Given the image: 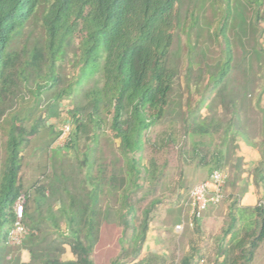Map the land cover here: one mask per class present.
I'll return each mask as SVG.
<instances>
[{
	"label": "trees",
	"instance_id": "trees-1",
	"mask_svg": "<svg viewBox=\"0 0 264 264\" xmlns=\"http://www.w3.org/2000/svg\"><path fill=\"white\" fill-rule=\"evenodd\" d=\"M212 2L218 12L213 36L221 39L223 46L221 59L206 69L208 80L196 106L198 113L208 107L210 117L197 114L183 131L184 138L192 139L189 159H198L210 177L214 171H225L228 141L239 139L260 157L250 181L263 197L253 207H242L240 200L246 190L236 198L230 196L228 222L216 240L212 257L202 253L200 219L194 220L193 227L188 228L197 239L172 264H251L264 242V0ZM180 3L0 0V122L11 109L0 178V264L4 247L27 251L29 261L22 264H95V252L103 249L106 240L109 244L114 240L126 242L123 262L135 263L147 239L150 214L162 199L154 187L163 184L166 188V166L157 162L163 149L173 148V163L178 168V177L173 180V222L178 225L184 220L186 200L180 194L182 164L187 159L184 140L178 143L174 134L160 142H151L148 137L169 106L175 77L169 58ZM187 62L189 67V59ZM65 65L76 72L71 80L64 74ZM89 82L91 85L81 94L82 101L73 105L74 132L71 129L65 142V149L75 151L83 192L74 194L66 188L67 178L57 169L61 165L56 161L59 152L49 149L60 132L47 127L49 139L44 147L54 158L48 157L43 164L41 178L45 181L35 182L33 190L36 200L53 198L58 207L54 212L49 204L36 203L40 217L35 220L19 176L22 152L36 128L27 129L29 116L14 111L25 101L37 105L46 99L54 106L67 98L77 101L79 88ZM218 134L220 144L204 146V137ZM243 163L241 157L236 159L232 173L237 182L242 181ZM149 195L151 199L143 207ZM21 196L25 198L23 220L27 219L32 228L23 221L28 234L21 245L9 246L6 239L15 221L14 206ZM111 213L116 222H108ZM45 223L62 240H48L40 228ZM65 245L70 257L63 259ZM145 263L140 260L136 264Z\"/></svg>",
	"mask_w": 264,
	"mask_h": 264
},
{
	"label": "rangeland",
	"instance_id": "rangeland-1",
	"mask_svg": "<svg viewBox=\"0 0 264 264\" xmlns=\"http://www.w3.org/2000/svg\"><path fill=\"white\" fill-rule=\"evenodd\" d=\"M179 10L180 14L173 33V46L169 58V67L175 72L169 106L164 119L151 129L148 137L151 142H160L168 134H174L178 143L184 140L182 146L187 152V159L182 164L183 180L181 185L183 189L180 190V194H182L186 203L191 189L196 184L206 181L209 173L207 168L199 165L198 159H189L191 156L190 151L193 148L192 139L190 137L184 138L183 131L187 125L197 118V114L201 118L210 117L211 111L208 107H202L198 113L196 106H198L203 95L202 88L208 80L207 75H205L206 69L212 68L221 59L220 49L223 45L221 39H214L213 36L218 12L214 10L212 0H181ZM188 59L189 67L187 66ZM64 74L71 80L75 77L76 72L65 65ZM90 85L91 82H89V85L86 84L79 88L77 101L74 98H67L58 106H54L53 103L48 102L46 99H43L37 105L30 103L31 101H25L14 111L17 115L29 116L25 122L27 129L36 128L35 135L29 138V142L22 152L19 176L23 194H29L28 204L32 208L30 213L35 220L40 217L39 212L35 211L36 203L49 204L54 212H56L58 207V203L53 198L36 200L33 190L35 182L38 181L43 184L45 181V179L41 178L43 174L42 166L48 157L52 156L54 158L51 151L59 152V155L56 156V161L61 162V165L57 169L59 170L60 168V171L67 178L66 188L74 194L83 192V175L76 162L75 151L73 149H65L66 144L57 140L51 144L49 148L51 151H46L44 144L49 139L47 127H52L55 132H60L64 125H69L72 133L74 132V122L71 115L73 105L78 101H82L81 94ZM204 102L205 104L209 102L207 94L204 95ZM216 112L221 116L220 109H217ZM10 124L11 109L7 111L4 119L0 122V178L6 160V140ZM106 133L110 135L108 131ZM219 136L218 134L213 138L204 137L202 142L204 146H210V144L218 145L221 141ZM228 149L229 162L224 170L228 174L229 182L222 190L223 198L216 205H211L202 214L199 222L201 228L200 247L207 258L213 256L216 240L221 235L224 225L228 222L227 206L230 202V196L236 198L243 190H246V192L252 190L256 194L257 202L263 197L260 195L261 191L252 186L250 181L252 167H247V164L243 163L240 171L242 181L240 182H237L236 175L234 176L232 173L234 172L236 159L241 157L243 160L252 150L239 139L232 140V138L228 141ZM201 150L205 151L206 149L201 148ZM149 151L146 153L147 157L151 156ZM175 158L176 154L173 152V148H169V150L163 149L157 157L158 164L161 167L166 166V188L163 189V184L160 186L158 184L154 187L156 195L161 196L162 199L160 203L156 204L150 214L147 239L143 251L135 263L123 262L122 248H128L126 242L121 243L118 240H114L113 244H109L106 240L103 249L95 252V264H111L114 260L117 261L116 264H136L140 260H145V264H172L173 259L174 262H178L187 252L190 242L197 239L193 230L188 227H185L180 232L175 231L177 225L173 222V180L178 177V168L173 163L174 161L176 162ZM150 199L151 195L146 197L142 202V206H147ZM257 202L253 205H257ZM42 213L45 214L44 207ZM185 215L186 212L184 217ZM23 221L27 227L32 228L27 219ZM108 222H116L114 213L109 215ZM40 228L44 231L48 240H62L60 234L55 232L48 223L43 224ZM62 248L64 252L62 258L70 257L69 247L65 245ZM2 256V264H15L16 262L22 264L29 261L28 252L20 248L4 247ZM251 264H264V242L256 251Z\"/></svg>",
	"mask_w": 264,
	"mask_h": 264
},
{
	"label": "built area",
	"instance_id": "built-area-1",
	"mask_svg": "<svg viewBox=\"0 0 264 264\" xmlns=\"http://www.w3.org/2000/svg\"><path fill=\"white\" fill-rule=\"evenodd\" d=\"M71 127L64 125L60 129V135L57 139L60 143L68 140ZM227 181V173L225 171H214L210 177L201 183L196 184L189 192L186 202V216L180 224L175 227L176 232L182 231L186 226L192 228L194 220L201 219L202 214L211 206L216 205L222 199V189ZM25 203L24 196H21L15 206V221L10 230L6 243L9 246L21 245L23 239L28 234L27 228L23 225V207Z\"/></svg>",
	"mask_w": 264,
	"mask_h": 264
},
{
	"label": "crops",
	"instance_id": "crops-1",
	"mask_svg": "<svg viewBox=\"0 0 264 264\" xmlns=\"http://www.w3.org/2000/svg\"><path fill=\"white\" fill-rule=\"evenodd\" d=\"M259 159H260V157H259V155L257 153H255L254 151H250V154L248 156H245L243 161H244V163L247 164L246 165L247 167H252L253 168L254 166H256V164L258 163ZM250 180H251V177H250ZM260 195L263 196L262 192L260 193ZM260 195H258V196H260ZM256 202H257L256 194L253 193L252 190H250V191L246 192L243 195V197L241 199L240 206H242V207H253V206H255L253 204H255Z\"/></svg>",
	"mask_w": 264,
	"mask_h": 264
}]
</instances>
